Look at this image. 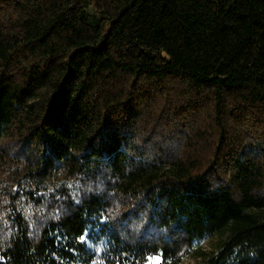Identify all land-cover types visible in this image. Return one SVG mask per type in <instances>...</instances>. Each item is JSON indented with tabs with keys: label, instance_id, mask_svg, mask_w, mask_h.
I'll use <instances>...</instances> for the list:
<instances>
[{
	"label": "trees",
	"instance_id": "trees-1",
	"mask_svg": "<svg viewBox=\"0 0 264 264\" xmlns=\"http://www.w3.org/2000/svg\"><path fill=\"white\" fill-rule=\"evenodd\" d=\"M156 256L264 264V0H0V264Z\"/></svg>",
	"mask_w": 264,
	"mask_h": 264
},
{
	"label": "snow or ice",
	"instance_id": "snow-or-ice-1",
	"mask_svg": "<svg viewBox=\"0 0 264 264\" xmlns=\"http://www.w3.org/2000/svg\"><path fill=\"white\" fill-rule=\"evenodd\" d=\"M86 239V235H81L79 237L80 241H84ZM150 264H160V258L159 257H154L150 259Z\"/></svg>",
	"mask_w": 264,
	"mask_h": 264
},
{
	"label": "rangeland",
	"instance_id": "rangeland-1",
	"mask_svg": "<svg viewBox=\"0 0 264 264\" xmlns=\"http://www.w3.org/2000/svg\"><path fill=\"white\" fill-rule=\"evenodd\" d=\"M209 242H210L209 240H206V241H205V244H208ZM156 257H158V256H156ZM147 264H150V261H148Z\"/></svg>",
	"mask_w": 264,
	"mask_h": 264
}]
</instances>
